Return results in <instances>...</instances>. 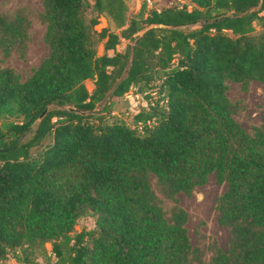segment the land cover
I'll return each mask as SVG.
<instances>
[{
  "label": "trees",
  "instance_id": "1",
  "mask_svg": "<svg viewBox=\"0 0 264 264\" xmlns=\"http://www.w3.org/2000/svg\"><path fill=\"white\" fill-rule=\"evenodd\" d=\"M125 1L41 0L47 58L23 82L0 68V119H15L0 123V264H28L46 243L48 264H200L174 196H190L209 175L226 185L215 211L230 239L208 264H264V108L246 134L225 97L227 81L242 91L264 85V0L256 11L259 0H188L189 10L161 11L141 0L131 18ZM99 17L116 32H97ZM151 24L177 29L137 37ZM29 27L22 11L0 14L4 58H23ZM130 53L112 98L149 91L132 126L110 116V103L95 115L65 109L93 110ZM150 175L173 204L168 217ZM88 215L93 227L73 234Z\"/></svg>",
  "mask_w": 264,
  "mask_h": 264
},
{
  "label": "rangeland",
  "instance_id": "2",
  "mask_svg": "<svg viewBox=\"0 0 264 264\" xmlns=\"http://www.w3.org/2000/svg\"><path fill=\"white\" fill-rule=\"evenodd\" d=\"M127 18L134 17L138 14L141 0H126ZM145 6L156 11L166 8L186 7L188 10L192 4L188 0H144ZM16 11H22L29 19L30 27L28 29V42L26 43L23 58L19 59L16 54L4 58L0 53V68L9 69L18 79L23 82L28 79L33 70L47 58L49 49L43 41L45 26L41 22L42 14L41 0H0V14L11 16ZM98 25L95 30L98 32L102 28H107L109 32H116L111 22L105 17H99ZM125 46L121 42L116 50L121 52ZM103 54L102 43L96 46V56ZM111 54V52H108ZM84 86L89 92L91 83L85 82ZM225 97L235 107L233 120L246 133L251 134L253 128L261 125V113L264 108V85L257 82H249L246 91H242L238 84L225 82ZM149 91H138V87H131L121 97H113L108 103L110 111L114 116L121 120L124 124L132 126L131 116L141 108H144V95ZM12 117L1 118L2 122H14ZM148 182L151 190L159 200L160 207L166 217L173 206L172 202L166 199L161 193L160 186L156 183L155 178L150 175ZM225 184H217L213 175H209L206 183L193 190L190 196L178 193L174 196L176 204L186 213V222L184 228L191 249L200 252V264H208L215 250L224 251L229 243V230L218 224L217 212L215 211L216 199L225 191ZM199 197V198H198ZM93 227V218L84 216L76 221L73 228V234L81 230H89ZM51 247L49 243L43 245L41 250L34 252L32 260L28 264H48L53 260L50 253ZM3 264H22L8 257Z\"/></svg>",
  "mask_w": 264,
  "mask_h": 264
},
{
  "label": "water",
  "instance_id": "3",
  "mask_svg": "<svg viewBox=\"0 0 264 264\" xmlns=\"http://www.w3.org/2000/svg\"><path fill=\"white\" fill-rule=\"evenodd\" d=\"M262 0H259V3L257 5L256 8H254L253 10L251 11H256L258 10V8L260 7V4H261ZM201 27V24L198 23L196 24L193 29H197V28H200ZM151 29H165V30H174V29H177V28H174V27H169V26H162V25H148L146 27H144L142 30H140L138 33H137V37H141L144 33H146L147 31L151 30ZM131 58H132V55L130 53L129 55V58H128V61H127V64L125 66V68L123 69L121 75L119 76V78L114 82V84L112 85V87L108 90V92L102 97V99L98 102V104L95 106V108L89 112H80L74 108H70V107H66L65 109L69 112H73V113H76V114H79L81 116H87V115H95L97 114L99 111H101L105 105L108 103V101L112 98L114 92L116 91V89L118 88V86L124 81L126 75H127V72H128V69H129V66H130V63H131ZM45 112H46V109L38 116L36 122L39 123L43 116L45 115ZM199 198V197H198Z\"/></svg>",
  "mask_w": 264,
  "mask_h": 264
},
{
  "label": "built area",
  "instance_id": "4",
  "mask_svg": "<svg viewBox=\"0 0 264 264\" xmlns=\"http://www.w3.org/2000/svg\"><path fill=\"white\" fill-rule=\"evenodd\" d=\"M118 51V50H117ZM119 52V51H118Z\"/></svg>",
  "mask_w": 264,
  "mask_h": 264
}]
</instances>
